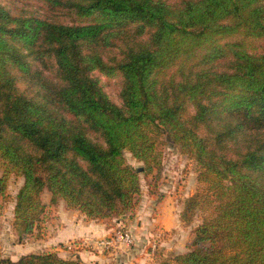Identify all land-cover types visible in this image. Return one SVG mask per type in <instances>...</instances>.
<instances>
[{
  "label": "trees",
  "instance_id": "trees-1",
  "mask_svg": "<svg viewBox=\"0 0 264 264\" xmlns=\"http://www.w3.org/2000/svg\"><path fill=\"white\" fill-rule=\"evenodd\" d=\"M37 1L46 14L0 4V183L24 179L22 237L39 228L45 191L88 220L126 215L168 135L200 168L186 205L205 217L162 264H264V51L247 45L264 39V0ZM48 59L53 76L35 64ZM95 72L122 76L121 105ZM0 264L83 263L45 253Z\"/></svg>",
  "mask_w": 264,
  "mask_h": 264
},
{
  "label": "rangeland",
  "instance_id": "rangeland-1",
  "mask_svg": "<svg viewBox=\"0 0 264 264\" xmlns=\"http://www.w3.org/2000/svg\"><path fill=\"white\" fill-rule=\"evenodd\" d=\"M0 4L14 13L22 12L26 15L37 14L42 16L47 12L37 0H0ZM247 45L253 52L259 53L264 51V39H250ZM112 55L114 54H110L109 56ZM35 64L40 66L45 74L51 76L55 74V64L51 60L48 59L42 63L37 61ZM93 76L99 80L103 91L109 99L117 105H121L122 76L116 74L108 77L99 72L93 73ZM21 86L22 89L27 90L33 97L39 96V89L33 83L32 87L29 82H24ZM160 140L164 143L160 146L161 170L155 169L149 175H145L143 172L140 173L142 192L138 198L137 205L122 217L106 219L104 221L109 227L114 228L112 234L119 226H123L130 231L132 229L131 223H135L137 220L143 223L146 221V217H148L153 221L152 217H155V215L152 213L148 214L150 212L149 207L150 209L155 208L154 206L157 202L164 201V198H167L165 197L166 195L170 196L172 198L171 202L175 204L177 210H181L180 219L183 223V230L179 231V233L182 235L189 234V237H186L182 241L188 251L193 239L194 230L202 223L205 217V213L198 208L192 212L187 211L186 205L190 198L203 188L198 180L200 168L194 159L181 153L179 147L168 135L162 136ZM124 156L127 163L133 169H143L144 164L135 159L130 152L125 151ZM2 170L3 168L0 164V178L3 174ZM23 183L24 179L22 177L14 175H11L4 185L0 183V189L4 188V193H0V258L18 260L23 256L31 254L55 253L65 260L90 264L85 263L79 257L80 252L93 248L89 241L74 240L64 243L58 241L66 220L82 221L84 214H79L78 210L69 208L63 200H59L55 204L52 203L51 194L47 191L41 196V200L46 208L41 215L39 228L32 235L22 237L18 226H16L14 209L16 196ZM89 221L85 220V222ZM90 224L99 225L101 223ZM166 234L168 235V233ZM72 244L73 246L71 247ZM154 245L151 247V251L156 252L158 246L156 245V250H153ZM173 257L165 258V260L160 261V264L164 261L172 260Z\"/></svg>",
  "mask_w": 264,
  "mask_h": 264
},
{
  "label": "crops",
  "instance_id": "crops-1",
  "mask_svg": "<svg viewBox=\"0 0 264 264\" xmlns=\"http://www.w3.org/2000/svg\"><path fill=\"white\" fill-rule=\"evenodd\" d=\"M165 197L167 198H164V201L156 203L155 208L150 209L148 206L150 210L148 214L155 215L152 217L153 221L146 217V221L143 223L140 220L131 223L130 232L134 238V244L130 248L123 246L119 249H103L99 247L94 241L112 235L114 228L109 227L104 220L89 221L80 212L79 214L83 215L82 221L67 219L58 241L62 243L74 240L89 241L93 248L79 253L80 259L85 263L160 264V261L167 259V257L185 253L187 247L182 241L189 237V234L182 235L179 233L183 230V223L180 219L181 210H177L175 204L171 202L170 196L166 195ZM86 219L89 222H85ZM154 244L158 246L156 252L151 251ZM60 256L62 255L60 254Z\"/></svg>",
  "mask_w": 264,
  "mask_h": 264
},
{
  "label": "built area",
  "instance_id": "built-area-1",
  "mask_svg": "<svg viewBox=\"0 0 264 264\" xmlns=\"http://www.w3.org/2000/svg\"><path fill=\"white\" fill-rule=\"evenodd\" d=\"M95 244L103 249L116 248L119 249L123 246L130 247L134 244V238L129 230L123 226H119L115 232L106 239L96 240ZM73 244L71 245V247ZM153 250H156L154 245Z\"/></svg>",
  "mask_w": 264,
  "mask_h": 264
}]
</instances>
